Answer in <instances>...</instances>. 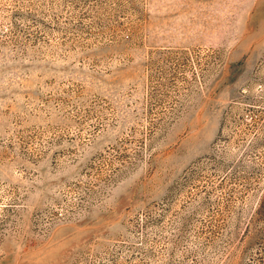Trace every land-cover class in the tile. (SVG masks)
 Segmentation results:
<instances>
[{"label":"rangeland","instance_id":"obj_1","mask_svg":"<svg viewBox=\"0 0 264 264\" xmlns=\"http://www.w3.org/2000/svg\"><path fill=\"white\" fill-rule=\"evenodd\" d=\"M0 264H264V0H0Z\"/></svg>","mask_w":264,"mask_h":264}]
</instances>
